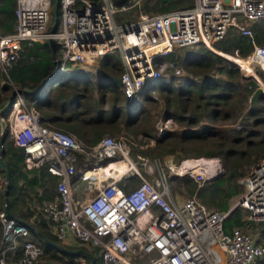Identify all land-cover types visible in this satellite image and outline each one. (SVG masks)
Instances as JSON below:
<instances>
[{"label":"built area","instance_id":"built-area-1","mask_svg":"<svg viewBox=\"0 0 264 264\" xmlns=\"http://www.w3.org/2000/svg\"><path fill=\"white\" fill-rule=\"evenodd\" d=\"M138 1L116 6L112 0H58L59 17L51 31L50 0H15L14 28L0 32V67L16 59L22 42L46 40L55 45L54 61L66 71L83 68L94 73L96 61L114 52L121 64L119 90L130 100L148 79L183 74L164 55L198 43L210 47L231 26L247 35L252 45L240 59L264 71V42L256 44L248 26L264 19V0H193L185 7L140 13L129 22L115 20L119 10ZM9 128L12 143L22 150V169H42L58 177L56 195L40 207L52 234L61 242L98 247L101 264H254L264 256V244L250 234L238 226L223 228V219L235 206L249 219H264V156L243 177L244 189L235 203L219 211L203 205L195 194L175 199L163 172L122 190L121 174L98 168L116 158L129 163L126 177L138 174L120 137L103 135L87 149L68 132L41 125L38 112L19 93ZM217 168L210 162L201 169L214 175ZM1 184L0 180V192ZM76 188L91 196L74 200L71 191ZM4 205L0 201V264H32L40 247ZM17 250L20 255L10 259L8 253Z\"/></svg>","mask_w":264,"mask_h":264},{"label":"trees","instance_id":"trees-1","mask_svg":"<svg viewBox=\"0 0 264 264\" xmlns=\"http://www.w3.org/2000/svg\"><path fill=\"white\" fill-rule=\"evenodd\" d=\"M128 1L112 0L116 6ZM192 3L193 0H139L119 10L115 20L118 23L129 22L133 20L135 12L137 16L140 13L153 14ZM14 6L15 0H0L1 33L11 32L14 28ZM49 10L52 17L53 0H50ZM58 17L57 8L56 21ZM248 26L255 43L262 44L264 19L252 21ZM210 45L212 49L202 43L177 47L178 50L174 48L163 56L186 71L187 75L172 74L168 80L157 78L153 83L154 89L158 87L161 118H170L181 125L179 131L171 129L155 138V151L157 156L169 153L174 158L171 159L174 164L182 155L187 154L186 151L179 152L184 143L197 144L198 147H194L197 149L193 150L196 155L218 156L222 171L212 178L198 183L183 173L170 175L168 180L174 181L177 188H183L187 195L195 194L203 205L226 211L230 199L244 189L237 178L246 175L250 168L246 169L264 156V92L253 77H247L241 82L237 66L217 53L245 58L252 48L247 35L229 26L222 38ZM56 52V46L46 40L22 42L16 59L4 72L0 71V81H4L0 83V106L12 91L21 90L19 94L26 104L38 112L41 125L73 134L88 149L103 134L114 137L113 132L118 123L121 122L124 127L136 123L139 116L137 113L143 112L144 104L139 102L140 99L151 104L156 102L151 99V95L143 94L147 90L139 92L130 100L123 97L119 90L120 61L115 53L102 55L96 63L99 72L93 75L86 70L59 72L54 62ZM256 75L264 83V71L257 69ZM11 108L12 104L0 113L5 135L0 144V157L4 161L8 178L4 194L3 172L0 170V201L5 203L4 207L18 223H28L37 233L28 229L29 238L41 250L32 264H78L77 258L81 257L90 264V257L84 252L59 251L60 248L71 246L60 244L63 242L52 234L40 209L44 201L56 195L58 177L42 169H22V150L9 140ZM68 108L75 111L70 112ZM237 117H240L237 125L229 126ZM204 145L206 147L201 148ZM138 181L135 175L125 176L120 178L119 184L122 190L127 191ZM32 203H37L39 209L35 215ZM28 217L32 218L30 222L27 221ZM232 226H238L244 233H251L256 243L264 244V219H249L241 207L235 206L223 219L225 231H229ZM47 240L52 244L46 243ZM89 250L93 264H101L98 247L92 246ZM19 255L18 250L8 253L9 258H17ZM254 264H264V256L257 258Z\"/></svg>","mask_w":264,"mask_h":264},{"label":"rangeland","instance_id":"rangeland-1","mask_svg":"<svg viewBox=\"0 0 264 264\" xmlns=\"http://www.w3.org/2000/svg\"><path fill=\"white\" fill-rule=\"evenodd\" d=\"M49 7H50V4H49ZM136 16L137 14L135 12L132 18L135 19ZM50 21H51V12H50ZM205 46L208 49H212L211 45L210 47L207 45ZM176 50H178V48ZM220 55L225 57L226 59H228L230 62H232L233 64L237 66V69H239L240 71L241 77L239 80L241 82H243L247 77H253L259 83V87L264 92V83H262L256 75V70L257 69L261 70L257 65L246 63L244 61L237 62L235 58H238V57L236 55H230L229 53H227L226 55H223L221 53ZM234 59L236 61H234ZM240 65H242L243 67H241ZM244 65H246L247 68L244 67ZM120 67H121V64H120ZM73 70H76V68H74ZM83 70H86V69H83ZM0 71L4 72L5 69L0 67ZM86 71H89V70H86ZM182 71L184 75H187L186 71L184 70ZM119 73L120 71H118V75ZM93 75H97V74H93ZM3 82H4L3 80L0 81V83H3ZM143 94L151 95V99L153 101L156 100V102H153V104H151L150 102H144L140 99L139 102L143 103L144 106L142 108L143 112L141 113L136 112L139 115L137 122L128 127H124V125L121 122L118 123V125L114 129L113 136L120 137L127 144L129 148L128 149V158L130 160L129 162L131 163V165H133L136 168V171L138 172V174H136L135 177H137L139 181L135 185H137L140 182L141 178L153 180L154 178H157L158 173L163 172L166 177V182L168 183V187H169V190L172 196L177 200H181L184 197H187V194L185 193L183 188H177L174 181H169L168 176L187 173L199 183L201 182V180L203 181L205 179L212 178L222 171L221 160L218 156H205V155L194 154L193 150L197 149L194 147H198V145L195 143H192V144L184 143L182 147L183 149L181 148L179 152L186 151L187 154L184 156L182 155V157L175 164L171 160L174 158L171 157L169 153H164V154H161L160 156H157L156 151H155L156 150L155 138L161 136L163 133L167 131H170L171 129L178 130L181 127V125L176 124L175 121L170 118H161L160 116L161 108H159L160 100H159V94H158V87L154 90L144 92ZM239 118L240 117H237V119L234 120V122L231 123L229 126L237 125ZM217 125L221 128H225V126L223 125H220V124H217ZM147 133H150L153 135L150 136V135H147ZM103 135H109V134H103ZM9 140H11V137ZM205 147L206 145L202 146L201 148H205ZM194 158H197V159H194ZM192 159L199 160V161L196 162V161H193ZM111 162H114V161H110L108 163H111ZM210 162H212L215 167L216 166L218 167L217 168L218 173L213 175V171H212L210 174H207L206 169H201V168L209 167ZM253 165L249 166L246 169V171L249 168H251ZM130 170L131 168H130L129 163H126V169L122 170L121 172H117V171L113 172L112 170L110 171H112L111 172L112 175L121 174V176L124 177L126 174L127 175L130 174ZM244 176L242 175L239 178H237V182L241 185V187H242V179ZM0 178H2L1 173H0ZM135 185H132L131 187ZM71 193H72V197L74 198V200L78 202L84 201L89 196H91V193L89 191L85 192L82 189L79 190L78 188H76L75 191H71ZM238 195L230 199L229 206L235 203ZM36 205L37 203L36 204L32 203L31 205V208L34 209V215H35V212L39 211ZM31 220L32 218L28 217L27 221L30 222ZM249 234L251 235V233ZM60 244L67 247L66 243H60ZM83 246L79 244H74V246H71V248L69 247L67 249L80 250L81 252H84L90 255L88 252L90 251L89 250L90 248L86 245H83ZM145 256L147 257V255ZM143 260H144V257H143ZM77 261H78V264H87V260H85V258H82V257L80 259L77 258Z\"/></svg>","mask_w":264,"mask_h":264},{"label":"water","instance_id":"water-1","mask_svg":"<svg viewBox=\"0 0 264 264\" xmlns=\"http://www.w3.org/2000/svg\"><path fill=\"white\" fill-rule=\"evenodd\" d=\"M57 7H58V0H53V11H52L53 26L51 28V31L54 30L55 25L57 23V21H56V9H57ZM217 53H220V52H217ZM21 92H22L21 90H14V91H12V93L10 94V96L8 97V99L0 106V113L3 112V111H5L13 103L15 95L17 93H21ZM4 136H5L4 135V130L2 128V124H1V121H0V144H2V141H3ZM0 170L3 172V180H4V187H5L3 193L5 194L6 193V190H7L8 178H7V171H6V168H5V164H4V161L2 160L1 157H0ZM6 212L10 216V213L7 210H6ZM20 223L23 224V225H25L30 231H33L34 232L33 228L28 223L23 222V221H21ZM34 233L37 234L36 232H34ZM46 243H48V244L51 243L52 244V242H50L48 240L46 241ZM59 251L66 252V253H78V252H81L80 250H70V249H65V248H60ZM89 257H90V264H93L92 256L89 255Z\"/></svg>","mask_w":264,"mask_h":264},{"label":"bare ground","instance_id":"bare-ground-1","mask_svg":"<svg viewBox=\"0 0 264 264\" xmlns=\"http://www.w3.org/2000/svg\"><path fill=\"white\" fill-rule=\"evenodd\" d=\"M237 60V62L239 61H243V60H239L238 58H235ZM235 61V60H234ZM241 67H243L242 65H240ZM244 67H246V65H244ZM250 67V66H249ZM247 68V67H246ZM247 70V69H246ZM250 71V70H249ZM112 161L114 162H111V163H106V164H102L100 165L98 168L100 171L102 172H105L107 174H111V172H121L122 170L126 169V161H118L116 158L112 159ZM112 170V171H110Z\"/></svg>","mask_w":264,"mask_h":264},{"label":"clouds","instance_id":"clouds-1","mask_svg":"<svg viewBox=\"0 0 264 264\" xmlns=\"http://www.w3.org/2000/svg\"><path fill=\"white\" fill-rule=\"evenodd\" d=\"M58 8V7H57ZM114 53V52H113ZM116 54V53H115ZM117 55V54H116ZM118 56V55H117ZM99 60V59H98ZM97 60V61H98ZM97 61H96V63H97ZM55 62V61H54ZM56 66L58 67V70H59V72H65V73H68V72H71V70L70 71H66V70H64V69H59V66L56 64ZM98 71V69H97V67H96V70L94 71V73L93 74H95L96 72ZM154 81H156V79L155 80H152V79H148V80H146L145 82H144V84L142 85V87H141V90L139 91V92H142V91H145V90H147V91H150V90H154ZM107 162H109V161H107ZM106 162V163H107ZM11 216V215H10Z\"/></svg>","mask_w":264,"mask_h":264},{"label":"crops","instance_id":"crops-1","mask_svg":"<svg viewBox=\"0 0 264 264\" xmlns=\"http://www.w3.org/2000/svg\"><path fill=\"white\" fill-rule=\"evenodd\" d=\"M73 69H74V68H73ZM73 69H72L71 71H73ZM77 70H78V71H81V70H83V69H77V68H76L75 71H77ZM98 72H99V71H97L95 74H97ZM67 96H68V95H66V98H67ZM68 111L73 112V111H75V110H74V109H71V108H68ZM81 126H82V125H81ZM68 127H71V126L68 125ZM71 128H72V127H71ZM83 128H84V127H83ZM83 128H82V129H83ZM67 130H68V129H67ZM69 131H70V130H69ZM70 132L73 133L72 131H70ZM72 135H73V134H72ZM63 243H65V242H63ZM66 244H67V245H70V246H74V244H78V243H76L75 241L71 240V241L66 242Z\"/></svg>","mask_w":264,"mask_h":264}]
</instances>
